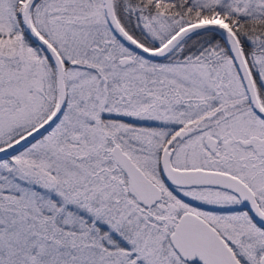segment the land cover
<instances>
[{
    "label": "snow or ice",
    "instance_id": "1",
    "mask_svg": "<svg viewBox=\"0 0 264 264\" xmlns=\"http://www.w3.org/2000/svg\"><path fill=\"white\" fill-rule=\"evenodd\" d=\"M0 264H264V0H0Z\"/></svg>",
    "mask_w": 264,
    "mask_h": 264
}]
</instances>
